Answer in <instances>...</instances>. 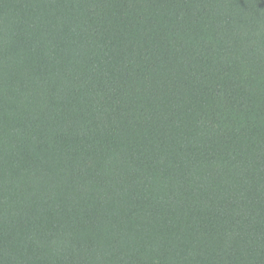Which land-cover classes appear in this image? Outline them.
<instances>
[{"label":"trees","instance_id":"16d2710c","mask_svg":"<svg viewBox=\"0 0 264 264\" xmlns=\"http://www.w3.org/2000/svg\"><path fill=\"white\" fill-rule=\"evenodd\" d=\"M0 264H264V0H0Z\"/></svg>","mask_w":264,"mask_h":264}]
</instances>
